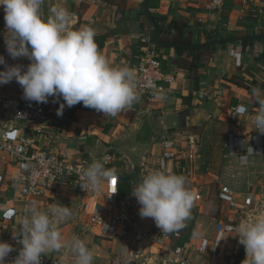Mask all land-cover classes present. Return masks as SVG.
<instances>
[{
    "label": "crops",
    "instance_id": "1",
    "mask_svg": "<svg viewBox=\"0 0 264 264\" xmlns=\"http://www.w3.org/2000/svg\"><path fill=\"white\" fill-rule=\"evenodd\" d=\"M209 4L210 0H44L45 17L51 7L60 5L72 13L73 29L83 25L94 28L98 48L111 66L129 67L135 75L136 63L145 50L157 47L164 74L175 80L165 84V91L151 101L139 95L131 108L116 116L72 107H65L63 115L58 116L60 103H65L61 98L53 102V113L41 132L35 123L19 125L36 147L83 163L86 168L95 160L112 156L105 167L117 170L120 205L132 198L131 183L141 181L143 171L157 168L162 153L161 135H192L198 158L188 187L200 193L202 200L191 210L175 242L188 244L187 255L193 261L242 264L245 248L229 229L249 214L264 213V137L252 121L259 107L252 89L264 90V0H224L221 11L211 10ZM4 16L1 8L0 56L9 66L26 67L31 63L27 58L14 60L7 53ZM175 45H180L181 53ZM202 45L211 48L189 49ZM4 70L5 65H0V71ZM17 88L9 93L13 103L22 98ZM240 105L246 106V114L232 111ZM145 120L152 128L153 140L142 144L139 135ZM9 121L14 122L13 106L0 105V133L2 125ZM241 145L243 149L236 153L235 147ZM260 145L263 151L257 150ZM250 146L255 154H248ZM234 171L240 173L237 201L243 204L249 195L253 198L252 205L244 210L231 208L221 194L222 183L229 182ZM19 177L15 163L1 154L0 241L13 244L20 219L33 201L43 210L61 204L72 211L61 225L64 238L84 240L94 252L93 264H162L161 249L148 242L137 243L133 233L106 240L89 231L93 215H108L110 206L105 195L89 191L78 196L76 187L64 183L41 198L23 202L18 191ZM9 199L12 203L5 204ZM139 209H130L131 217L156 237L161 230L152 218H141ZM219 226L224 233L216 249ZM204 239L209 245L201 255L198 250ZM45 256L60 264H75V256L67 248Z\"/></svg>",
    "mask_w": 264,
    "mask_h": 264
},
{
    "label": "clouds",
    "instance_id": "2",
    "mask_svg": "<svg viewBox=\"0 0 264 264\" xmlns=\"http://www.w3.org/2000/svg\"><path fill=\"white\" fill-rule=\"evenodd\" d=\"M43 5L44 0H0L5 12L7 53L14 60L24 57L31 62L26 67L9 66L0 56V65H5L0 71V86L15 80L29 102L46 104L49 97H54L57 103L62 98L65 103H60L58 116L63 115L65 107L81 102L105 116H116L131 108L139 99L134 71L111 66L98 48L95 29L87 25L73 29L72 13L67 8L51 7L45 17ZM252 96L259 105L252 121L255 130L264 134V90L253 88ZM235 111L246 114L247 108L240 105ZM248 154H255L251 146ZM107 160H95L84 169L80 186L101 192L105 184H113L117 170L105 167ZM131 195L140 205L141 218H152L161 232L168 233L185 226L195 202L186 177L165 170L144 175ZM71 216V207L61 204L48 210L35 201L28 205L20 219L18 237L22 239L18 243L22 247L12 264H42L46 253L66 248L75 256V264H93L94 252L84 240H66L62 234L61 225ZM229 230L237 234L245 248L242 264H264V213L249 214ZM13 251L11 244L0 241V264H6Z\"/></svg>",
    "mask_w": 264,
    "mask_h": 264
},
{
    "label": "built area",
    "instance_id": "3",
    "mask_svg": "<svg viewBox=\"0 0 264 264\" xmlns=\"http://www.w3.org/2000/svg\"><path fill=\"white\" fill-rule=\"evenodd\" d=\"M224 6V0H210L209 8L215 11H221ZM3 6H0V9ZM264 13V9L262 10ZM173 77H167L163 71V63L160 52L157 47H150L145 50V54L141 57L135 67V83L136 90L139 95L145 96L148 101L158 93L165 91V84L173 83ZM20 90L22 98L18 102H11L9 93L11 89ZM11 104L13 106V120L14 122H6L2 125L0 133V155H7L18 167L20 177L18 182V191L23 202L29 199L41 198L47 193L54 190L61 184H68L76 187L78 196H84L91 189L85 190L82 186L80 176L84 169L83 163H74L64 156L49 152L45 149L38 148L34 142L26 135L25 128L19 124L26 125L35 123L38 125V132H41L53 113V101L50 100L46 104L36 102H29L23 98V89L17 83L12 81L9 84L0 86V105ZM234 107L232 111H235ZM264 137V134H262ZM261 138V137H260ZM162 153L160 161L155 170H165L168 173L179 174L186 177L187 182L193 176V165L198 158L196 151L197 142L192 135L185 133L183 138L177 139L173 135H161ZM243 146L235 147V152H240ZM258 151H263V146L257 147ZM113 159L108 156L106 162L109 163ZM154 170V171H155ZM150 172L143 171L142 177ZM240 177L239 172H232L229 175V182H223L221 186V194L225 196L231 208H241L251 206L253 198L251 195L244 199V203L240 204L236 195L239 194L237 182ZM226 179V178H225ZM137 183H131V192L136 187ZM106 196L110 206L108 215L106 217L93 215L89 231H94L95 234L106 240H113L117 237H128L131 233L134 234V240L137 243L148 242L152 246L161 249L162 264H205L203 262L193 261L188 255V244L177 243V239L181 237L180 231L171 233L160 232L156 237L150 230L143 229L137 224L130 215V209L140 207L137 200L132 196L131 201L125 204H119L118 196V177L115 183L110 186L107 184L106 188L101 192H96ZM116 193V194H114ZM114 194V195H113ZM195 204L202 200L200 193L196 192ZM13 200H6L5 204L12 203ZM1 206V202H0ZM218 236L214 243L217 249L223 237V229L221 226L217 228ZM20 230L13 239L14 251L6 258V264H12L16 258L22 245L18 243ZM221 240V241H220ZM220 241V242H219ZM219 244L217 245V243ZM208 239L202 240L199 247V254L204 255L208 250ZM42 264H60L59 261L52 258L42 257ZM209 264H219L216 260Z\"/></svg>",
    "mask_w": 264,
    "mask_h": 264
},
{
    "label": "water",
    "instance_id": "4",
    "mask_svg": "<svg viewBox=\"0 0 264 264\" xmlns=\"http://www.w3.org/2000/svg\"><path fill=\"white\" fill-rule=\"evenodd\" d=\"M153 140V131L147 120H145L142 125L140 135H139V143L145 144L150 143Z\"/></svg>",
    "mask_w": 264,
    "mask_h": 264
},
{
    "label": "trees",
    "instance_id": "5",
    "mask_svg": "<svg viewBox=\"0 0 264 264\" xmlns=\"http://www.w3.org/2000/svg\"><path fill=\"white\" fill-rule=\"evenodd\" d=\"M175 46L177 47L179 53H181V50H180L181 47H180V45H175ZM201 48H206V49L210 50L211 46L210 45H202L201 47L200 46H198V47L197 46L189 47V49L192 50V51H195V50L201 49ZM192 51H190V52H192ZM185 100H188V99H185ZM72 108H75L76 109V108H87V107H84L83 104H80V105L77 104V105L73 106ZM135 182L138 184L140 181H135ZM129 201H131V199Z\"/></svg>",
    "mask_w": 264,
    "mask_h": 264
},
{
    "label": "rangeland",
    "instance_id": "6",
    "mask_svg": "<svg viewBox=\"0 0 264 264\" xmlns=\"http://www.w3.org/2000/svg\"><path fill=\"white\" fill-rule=\"evenodd\" d=\"M183 135L184 134H178V133H176V134H174L173 136L175 137V138H177V139H182L183 138ZM89 221H90V219H89ZM91 222V221H90Z\"/></svg>",
    "mask_w": 264,
    "mask_h": 264
},
{
    "label": "snow or ice",
    "instance_id": "7",
    "mask_svg": "<svg viewBox=\"0 0 264 264\" xmlns=\"http://www.w3.org/2000/svg\"><path fill=\"white\" fill-rule=\"evenodd\" d=\"M115 183V182H114Z\"/></svg>",
    "mask_w": 264,
    "mask_h": 264
}]
</instances>
